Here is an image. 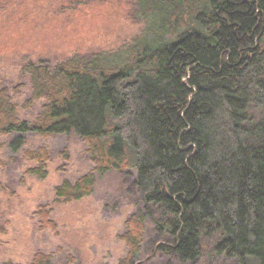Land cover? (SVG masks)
Here are the masks:
<instances>
[{"label":"trees","instance_id":"trees-1","mask_svg":"<svg viewBox=\"0 0 264 264\" xmlns=\"http://www.w3.org/2000/svg\"><path fill=\"white\" fill-rule=\"evenodd\" d=\"M123 1L143 23L138 35L118 51L24 64L21 108L40 109L20 119L14 90L1 88L0 137L16 136L14 152L29 133L80 139L93 170L55 187L59 204L90 197L94 174H134L139 207L118 264H136L148 223L165 238L153 251L179 264L205 242L214 257L264 264V0ZM24 157L34 165L25 173L43 178L47 150ZM35 214L47 222L44 207Z\"/></svg>","mask_w":264,"mask_h":264},{"label":"rangeland","instance_id":"rangeland-1","mask_svg":"<svg viewBox=\"0 0 264 264\" xmlns=\"http://www.w3.org/2000/svg\"><path fill=\"white\" fill-rule=\"evenodd\" d=\"M142 28L134 7L123 0H0V89L14 90L20 119L31 122L41 103L21 108L29 97L28 81L20 74L24 64L118 51ZM14 137H0V263L27 264L37 252L50 254L52 264L123 260L126 248L119 237L126 218L139 207L134 174H94L90 197L59 204L54 188L93 170L84 144L72 134L43 139L29 133L21 136L24 144L14 152L8 148ZM38 147L49 154L43 178L25 173L34 165L24 152ZM40 207L49 217L39 225L35 212ZM145 227L136 264H179L153 251L165 238L149 223ZM210 249L205 242L200 258L191 264H236L212 256Z\"/></svg>","mask_w":264,"mask_h":264}]
</instances>
